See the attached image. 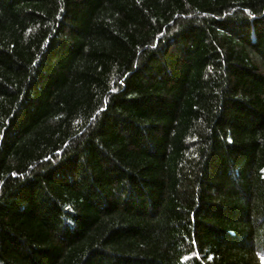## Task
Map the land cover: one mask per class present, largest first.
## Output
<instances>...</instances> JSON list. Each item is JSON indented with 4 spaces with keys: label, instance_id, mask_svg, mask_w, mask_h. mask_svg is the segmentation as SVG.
<instances>
[{
    "label": "trees",
    "instance_id": "obj_1",
    "mask_svg": "<svg viewBox=\"0 0 264 264\" xmlns=\"http://www.w3.org/2000/svg\"><path fill=\"white\" fill-rule=\"evenodd\" d=\"M0 264H264V0H0Z\"/></svg>",
    "mask_w": 264,
    "mask_h": 264
}]
</instances>
